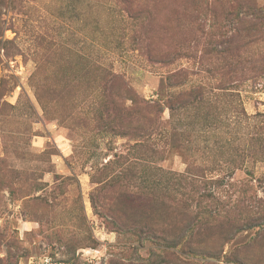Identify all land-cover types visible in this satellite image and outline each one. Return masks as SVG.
<instances>
[{"label":"rangeland","instance_id":"rangeland-1","mask_svg":"<svg viewBox=\"0 0 264 264\" xmlns=\"http://www.w3.org/2000/svg\"><path fill=\"white\" fill-rule=\"evenodd\" d=\"M183 250L264 264V0H0V264Z\"/></svg>","mask_w":264,"mask_h":264},{"label":"trees","instance_id":"trees-1","mask_svg":"<svg viewBox=\"0 0 264 264\" xmlns=\"http://www.w3.org/2000/svg\"><path fill=\"white\" fill-rule=\"evenodd\" d=\"M191 93H189L188 95H190ZM181 255L184 256L182 263L183 264H193V262L190 260V258L188 257L189 255H193L191 252L188 251H182Z\"/></svg>","mask_w":264,"mask_h":264}]
</instances>
